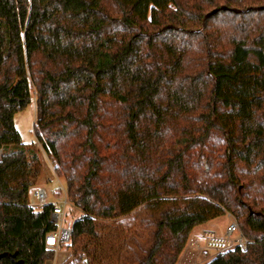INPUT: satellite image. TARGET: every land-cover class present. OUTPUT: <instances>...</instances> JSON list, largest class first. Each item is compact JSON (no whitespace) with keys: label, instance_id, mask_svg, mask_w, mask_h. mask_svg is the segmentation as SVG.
<instances>
[{"label":"trees","instance_id":"trees-1","mask_svg":"<svg viewBox=\"0 0 264 264\" xmlns=\"http://www.w3.org/2000/svg\"><path fill=\"white\" fill-rule=\"evenodd\" d=\"M33 93L81 212L61 264L110 263L102 222L142 208L150 246L124 263L178 264L230 214L246 249L204 264H264V0H0V264H49L58 229L54 204L30 205L43 163L15 128Z\"/></svg>","mask_w":264,"mask_h":264},{"label":"rangeland","instance_id":"rangeland-1","mask_svg":"<svg viewBox=\"0 0 264 264\" xmlns=\"http://www.w3.org/2000/svg\"><path fill=\"white\" fill-rule=\"evenodd\" d=\"M33 101L22 111L18 112L15 115V128L21 135L22 144L29 151L33 150L38 154V157L43 163V176L39 183V186L44 187V189L48 192V204H62L67 195V186L65 182L58 178L54 174V167L52 160L46 155V153L40 147V144L37 141L34 127L38 120V105L36 102V97L33 93ZM29 202L33 207L38 206V202L34 197V190L32 189L29 194ZM158 216V213L154 214V217ZM81 217V212L70 204L66 206V218L68 222L73 223L75 220ZM149 220V214L146 208H142L126 217H122L120 219H116L113 221H103L102 223L105 226H112V246H114L113 253L110 254V263L106 264H134L133 262H123L122 258L119 259L115 255V251L125 250V251H133L135 254H143L142 252L148 249L150 246V236L152 238V227L147 228V224H143V222H147ZM236 222L239 225L238 220H236L232 215L227 214L220 218H217L207 225L203 227H199L198 229H204L206 227H211L215 230L216 234L220 236L218 239L215 235V239H210L208 242L212 246H221L225 247V243L227 242L226 238V230L230 223ZM198 233V230L196 231ZM239 237V233H234L231 237V240H235ZM208 238H211L209 235ZM217 238V239H216ZM189 241L187 246L188 250L184 257L189 258L188 260L180 259L178 264H204L210 259H212L215 255L214 252H209V257H204L200 248L205 247L206 240L199 241ZM205 241V242H204ZM70 251H66L65 249L57 250L52 249L51 254L49 256V264H61L62 258L61 256H65ZM132 256V255H131Z\"/></svg>","mask_w":264,"mask_h":264},{"label":"built area","instance_id":"built-area-1","mask_svg":"<svg viewBox=\"0 0 264 264\" xmlns=\"http://www.w3.org/2000/svg\"><path fill=\"white\" fill-rule=\"evenodd\" d=\"M34 197L38 202V206L42 207L48 204V192L42 186H37L34 189ZM69 205L67 196L62 204L55 203L53 212H52V221L57 225L58 229L55 233L49 235L46 238V245L51 249H58L60 244H68L71 240L72 235V224L68 222L66 218V206ZM234 233H239V237L235 240H231V237ZM227 242L225 247L221 246H212L208 242L207 238L206 245L200 250L203 253L204 257H209V252H214L215 255L226 252L227 250L233 249L235 247H240L241 249H246L248 245V240L244 238L241 234L239 226L236 222H232L228 225L226 230ZM211 239H215V235H211ZM214 255V256H215Z\"/></svg>","mask_w":264,"mask_h":264},{"label":"crops","instance_id":"crops-1","mask_svg":"<svg viewBox=\"0 0 264 264\" xmlns=\"http://www.w3.org/2000/svg\"><path fill=\"white\" fill-rule=\"evenodd\" d=\"M205 226V225H203ZM200 226V227H203ZM199 228V227H198ZM196 228L195 231L192 233V235L190 236V242L193 241L192 239H194V241H197L199 243V241H203V240H207V238L209 237V235L211 236L212 234L216 235L217 238L219 239L220 236H218L215 232L214 229H212L211 227H206L204 229H198ZM198 230V233H196V231ZM216 238V239H217ZM211 239V238H210ZM210 239H208V241H210ZM221 239V238H220ZM205 242V241H204ZM206 243V242H205ZM189 244V243H188ZM188 246V245H187ZM188 248L186 247L185 251L183 252V254L181 255L180 259H184V260H188L189 258L184 257V255H186ZM179 259V260H180Z\"/></svg>","mask_w":264,"mask_h":264}]
</instances>
